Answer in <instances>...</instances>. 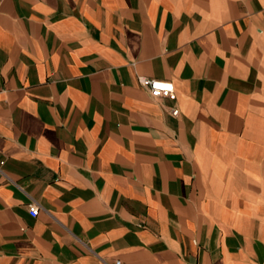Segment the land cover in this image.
I'll use <instances>...</instances> for the list:
<instances>
[{"label":"crops","instance_id":"crops-1","mask_svg":"<svg viewBox=\"0 0 264 264\" xmlns=\"http://www.w3.org/2000/svg\"><path fill=\"white\" fill-rule=\"evenodd\" d=\"M0 171V264H264V0H0Z\"/></svg>","mask_w":264,"mask_h":264},{"label":"built area","instance_id":"built-area-1","mask_svg":"<svg viewBox=\"0 0 264 264\" xmlns=\"http://www.w3.org/2000/svg\"><path fill=\"white\" fill-rule=\"evenodd\" d=\"M138 81L141 85L148 88L150 93L153 95L156 96L164 95V96H169L171 98L175 96L173 84L171 81L160 78H154L146 75H139ZM177 112H178L177 108L172 109L173 114H176ZM28 212L32 216H35L38 213V205L35 202H30L28 204Z\"/></svg>","mask_w":264,"mask_h":264}]
</instances>
